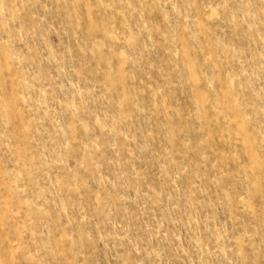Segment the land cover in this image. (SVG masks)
<instances>
[{
	"label": "rangeland",
	"instance_id": "1",
	"mask_svg": "<svg viewBox=\"0 0 264 264\" xmlns=\"http://www.w3.org/2000/svg\"><path fill=\"white\" fill-rule=\"evenodd\" d=\"M0 264H264V0H0Z\"/></svg>",
	"mask_w": 264,
	"mask_h": 264
}]
</instances>
